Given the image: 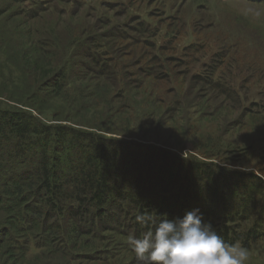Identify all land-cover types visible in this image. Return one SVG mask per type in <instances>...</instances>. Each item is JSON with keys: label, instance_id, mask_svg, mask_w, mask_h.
<instances>
[{"label": "rangeland", "instance_id": "rangeland-1", "mask_svg": "<svg viewBox=\"0 0 264 264\" xmlns=\"http://www.w3.org/2000/svg\"><path fill=\"white\" fill-rule=\"evenodd\" d=\"M0 32L23 44L10 48L13 62L36 49L47 64L81 62L91 49L116 72L114 86L97 89L98 74L86 71L36 112L43 121L69 115L68 124H97L188 161L264 177V0H0ZM0 60V95L13 93L0 102L13 105L37 85L29 71ZM70 68L77 76L79 63ZM74 95L83 97L78 105ZM120 235L105 232L95 247L74 249V259L31 251L21 264H136L132 234ZM248 249L249 264H264L263 239Z\"/></svg>", "mask_w": 264, "mask_h": 264}, {"label": "trees", "instance_id": "trees-1", "mask_svg": "<svg viewBox=\"0 0 264 264\" xmlns=\"http://www.w3.org/2000/svg\"><path fill=\"white\" fill-rule=\"evenodd\" d=\"M6 1L20 5L27 0ZM18 43L0 32V58L10 60V48L23 45ZM91 51L79 54L84 61L55 66L37 49L16 62L7 60L29 71L37 86L30 84L13 105L0 102V261L21 264L31 251L30 256L55 253L74 259V249L95 247L92 241L104 240L107 231L139 237L154 228L139 224L138 215L158 221L163 214L182 217L195 208L228 243L250 248L264 240L260 174L188 161L158 144L109 135L97 124H68L74 123L69 115L54 119L58 122L38 117L46 103L63 98L72 84L85 79L86 71L98 74L97 89L109 82L114 86L115 70ZM77 63L80 69L72 76L70 67ZM0 66L7 69L1 60ZM10 94L0 97L12 99ZM81 100L74 95L71 105Z\"/></svg>", "mask_w": 264, "mask_h": 264}, {"label": "clouds", "instance_id": "clouds-1", "mask_svg": "<svg viewBox=\"0 0 264 264\" xmlns=\"http://www.w3.org/2000/svg\"><path fill=\"white\" fill-rule=\"evenodd\" d=\"M161 217L158 221L150 214L136 217L142 226L154 225L142 236L127 238L136 264H249V249L226 242L211 222H205L199 208L182 217Z\"/></svg>", "mask_w": 264, "mask_h": 264}]
</instances>
